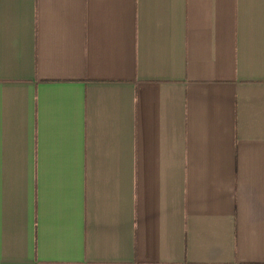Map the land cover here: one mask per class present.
<instances>
[{
    "label": "crops",
    "instance_id": "0c3cea01",
    "mask_svg": "<svg viewBox=\"0 0 264 264\" xmlns=\"http://www.w3.org/2000/svg\"><path fill=\"white\" fill-rule=\"evenodd\" d=\"M0 264H264V0H0Z\"/></svg>",
    "mask_w": 264,
    "mask_h": 264
}]
</instances>
